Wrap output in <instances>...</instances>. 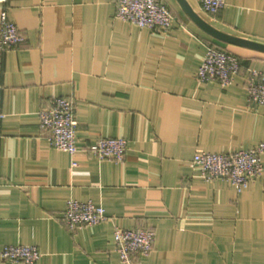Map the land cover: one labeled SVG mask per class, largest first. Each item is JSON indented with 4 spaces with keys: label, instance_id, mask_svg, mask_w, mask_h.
<instances>
[{
    "label": "crops",
    "instance_id": "obj_1",
    "mask_svg": "<svg viewBox=\"0 0 264 264\" xmlns=\"http://www.w3.org/2000/svg\"><path fill=\"white\" fill-rule=\"evenodd\" d=\"M163 1L177 17L169 33L116 18V0H0L26 38L0 47V250L36 245L35 264H125L115 230L147 228L145 264H264V172L239 192L192 167L199 150L264 142V105L246 84L251 69L264 72V51L221 40ZM187 1L218 30L264 43V0H225L217 14ZM209 44L239 56L230 85L198 80ZM58 96L75 100L73 168L40 126ZM100 137L129 141L122 162L88 151ZM69 199L102 205L106 219L71 233Z\"/></svg>",
    "mask_w": 264,
    "mask_h": 264
},
{
    "label": "built area",
    "instance_id": "obj_2",
    "mask_svg": "<svg viewBox=\"0 0 264 264\" xmlns=\"http://www.w3.org/2000/svg\"><path fill=\"white\" fill-rule=\"evenodd\" d=\"M202 9L209 14H217L225 6V0H200ZM115 17L142 28L169 33L174 28L177 17L163 0H116ZM2 49L21 45L25 35L17 23L9 17L8 10L0 13ZM241 69L239 56L222 46L209 44L202 64L197 71L200 82H217L222 86L230 85ZM247 81L249 99L257 105H264V72L251 69ZM75 100L58 96L52 106L39 112L41 128L49 131L50 143L72 157V168L78 165L76 155L80 151L76 143L77 124ZM4 117L1 107L0 118ZM129 141L124 137H100L88 146V151L99 159L122 162ZM264 142L251 149L229 152L199 150L192 160V167L199 171L205 180L225 179L231 181L241 192L264 172ZM107 217L105 208L93 201L69 199L63 222L71 233L78 229L96 225ZM114 239L121 260L125 264H145L137 256L148 254L154 244L155 232L147 228H117ZM42 253L36 245L8 244L0 250V264L23 262L35 264Z\"/></svg>",
    "mask_w": 264,
    "mask_h": 264
},
{
    "label": "water",
    "instance_id": "obj_3",
    "mask_svg": "<svg viewBox=\"0 0 264 264\" xmlns=\"http://www.w3.org/2000/svg\"><path fill=\"white\" fill-rule=\"evenodd\" d=\"M178 1L182 5L183 9L188 13V15L202 29H204L205 31H207L211 35H213V36H215L221 40L227 41V42L236 43V44H240V45H244V46H249V47H253V48L260 49V50L264 51V43L224 33L222 31L218 30L217 28H215L214 26H212L209 22L204 20L198 13H196L194 11V9L191 7V5L188 3L187 0H178Z\"/></svg>",
    "mask_w": 264,
    "mask_h": 264
}]
</instances>
